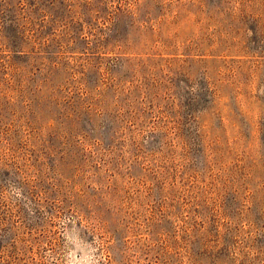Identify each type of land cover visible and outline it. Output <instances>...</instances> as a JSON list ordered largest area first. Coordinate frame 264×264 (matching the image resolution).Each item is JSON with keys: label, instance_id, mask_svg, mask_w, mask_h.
Here are the masks:
<instances>
[{"label": "rangeland", "instance_id": "374dc122", "mask_svg": "<svg viewBox=\"0 0 264 264\" xmlns=\"http://www.w3.org/2000/svg\"><path fill=\"white\" fill-rule=\"evenodd\" d=\"M0 264H264V0H0Z\"/></svg>", "mask_w": 264, "mask_h": 264}]
</instances>
